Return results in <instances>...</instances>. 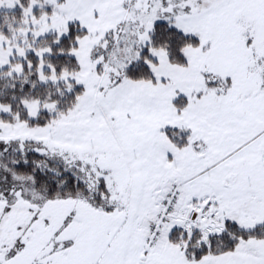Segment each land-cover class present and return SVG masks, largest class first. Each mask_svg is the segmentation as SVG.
<instances>
[{"label": "snow or ice", "instance_id": "snow-or-ice-1", "mask_svg": "<svg viewBox=\"0 0 264 264\" xmlns=\"http://www.w3.org/2000/svg\"><path fill=\"white\" fill-rule=\"evenodd\" d=\"M0 264H264V0H0Z\"/></svg>", "mask_w": 264, "mask_h": 264}]
</instances>
